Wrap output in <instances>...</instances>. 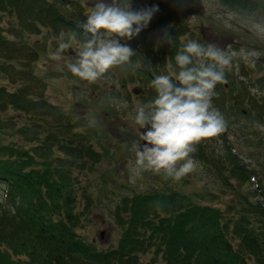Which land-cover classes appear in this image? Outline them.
I'll return each mask as SVG.
<instances>
[{
  "label": "trees",
  "instance_id": "trees-1",
  "mask_svg": "<svg viewBox=\"0 0 264 264\" xmlns=\"http://www.w3.org/2000/svg\"><path fill=\"white\" fill-rule=\"evenodd\" d=\"M55 1L73 4L79 20H83L78 0H0V15L7 13L9 17L12 16L8 27L0 26V75L14 86L9 89L7 85H0V264H23L20 257L12 258L9 250L10 243L16 240L20 241L23 253L35 259L34 264H249L251 258L256 264H264V182L261 181L264 178V162L257 157L261 162L259 168H248L230 150L226 153L228 166L213 165L223 187L219 190L233 194L225 208L206 204L202 198L191 196L171 185L162 190L154 188L130 199V207L134 206L135 210L128 209L127 225L117 248L106 252L94 251L78 240L75 227L79 216L74 210L77 204L76 184L64 180L71 177L68 175L69 169H63V162L53 168L48 159L56 141L61 142L60 150L65 154L66 151L74 154L69 155L73 164L76 153L82 150L89 152L88 141L77 136L74 138L81 144L77 143L76 147L70 141L65 142L68 135L66 121L53 119L51 104L37 98L34 91L37 86L30 83L32 80L38 85L36 80L29 78L28 82L21 83L26 77L23 64L19 65L27 52L36 49L19 34L18 28L20 31L38 32L45 24L48 30L61 29L58 28L60 24L68 27L70 24L79 29V24L72 21L73 17L66 18L53 4ZM220 1L231 8H255L257 15L264 17V0ZM130 2L132 10L153 6L159 9L153 16L157 30L165 35L162 39L154 35L153 40L150 37L148 41L151 49L159 42L160 51L153 50L151 54L146 51L151 55L156 70L153 73L161 75L170 74L175 69L179 71L174 59L184 44L179 37L182 28L177 21L179 12L173 11L166 0ZM14 16L16 22H12ZM188 29L186 26L183 31ZM144 30L146 28L141 31L143 35ZM8 34H12V37H8ZM199 35L196 37L201 43ZM166 46L168 51L163 50ZM170 53L173 54L175 69H171L172 65L168 62ZM33 55L31 53V57ZM118 69L128 72L132 78L134 74L143 72L140 66L131 70L130 64ZM242 74L248 75V72ZM262 77L264 75L256 80L241 79L237 91L236 88L231 89L229 98L232 103L229 106L224 104L221 91L218 92L219 102L216 101V108L225 112L227 117L236 106H242L239 113L246 118L241 120L245 129L243 136L246 143L251 144L247 147L254 150L259 149L264 140L255 126L258 122H264V84L263 90L260 89L262 94L257 96L250 94L247 87L252 83L261 87L257 81L261 82ZM146 78L151 84L150 78ZM230 80L231 83L234 81ZM218 86L225 91L224 84H217L215 91ZM9 110L25 115L30 120V127L20 124L19 115ZM230 120L231 117L227 122ZM10 127L15 129L14 133L5 136V130H10ZM40 131H46V137L38 141ZM226 147L229 149V144ZM41 155L47 158L42 174L39 166ZM58 157L64 160L63 156ZM65 159L69 163V158ZM206 161L217 162L212 157ZM55 172H61V177L58 178ZM249 172L254 173L257 179L263 196L260 199L256 196L251 198L243 191L242 183L236 180L240 173L249 181ZM152 199L156 205L148 203ZM147 248L152 250V259L140 262L138 252Z\"/></svg>",
  "mask_w": 264,
  "mask_h": 264
},
{
  "label": "rangeland",
  "instance_id": "rangeland-1",
  "mask_svg": "<svg viewBox=\"0 0 264 264\" xmlns=\"http://www.w3.org/2000/svg\"><path fill=\"white\" fill-rule=\"evenodd\" d=\"M78 1H80V12L83 20H79L77 9L73 4L60 1H55L53 4L66 18L73 17L71 18L72 21L80 25L91 11L94 0ZM166 1L170 2L173 11L179 12L177 21L179 26H182L179 37L184 43L189 39L200 43L201 40L199 41L196 37L200 34L201 44L208 40L222 49L231 46V50L237 52L244 48L262 54L258 60H255L254 64L242 59H234L232 68L226 71L228 82L225 84V91H222L220 86L216 91L217 93L222 92L224 104L227 103L229 106L232 103L229 98L231 89L236 88L235 91H237L241 79L256 80L264 75V17L260 14V16L257 15V9L231 8L222 4L220 0ZM49 2H53V0H49ZM11 18L12 16L9 17L7 13L0 15V26L8 27ZM12 22H16L15 16ZM46 26V24L43 25L38 32L20 31L18 28L19 34H22L23 38H27L34 46L33 49H36L27 52V55H24L19 62V65L23 64V72L26 77L21 83H26L30 80L29 78H33L41 86L39 87L35 82L30 81L32 85L37 86L34 87L37 98H43L53 107V119L61 120L62 118L66 121V135L68 133L67 136L70 138L66 136L65 142L70 141L71 145L76 147L79 142L74 137L80 136V138L88 141L89 152L82 150L76 153L73 164L70 163L69 155L74 154L67 151L65 154L64 151L60 150L61 142L56 141L54 150L48 159L53 168L63 162V169H69L68 175L71 177L70 180L68 177H65L64 180L72 181L73 185L76 184L74 190L77 204L74 210L79 216L75 227L76 237L87 245L88 249L106 252V250L117 248L127 225L128 219H125L128 216V209H134V206L130 207V199L134 196L138 197L154 188H156L155 190H162L171 185L191 196L202 198L203 200H201L206 204L225 208L227 202L233 198V194L229 191L222 192L219 190L223 187L220 185V180L217 179L213 165L216 166L218 163L224 164L225 167L228 166L226 153L229 150L234 151L238 160L242 164H246L248 168H259L258 166L261 165L259 160L264 162V140L259 149L254 150L247 147L251 144H247L243 136L245 129L241 125V120L246 118L240 116L239 112L242 107L240 105L231 110L232 113L229 114V117L225 112H221L226 120L232 118L224 133L218 137L203 140L196 146L197 151L192 154L197 161L195 171L179 181L151 171H146L139 177L135 176L133 168L135 167L136 155L132 145L135 142L142 144L140 127L135 124V113L138 106L147 104L154 98L140 94L137 87L144 86L143 82L140 80V83L136 82V79L132 78L127 71L124 73L118 68L111 70L105 78L96 83H89L74 76L68 70L67 64L75 61V47L65 50L61 54L63 59H53L51 54L57 51L59 38L63 36L67 41V34L72 31L77 32V38L82 41L84 39L82 30L70 24L69 27L60 24L58 28L61 29L57 30L52 28L48 30ZM186 26L189 29L183 31ZM157 33H159V29ZM8 37H12V34H8ZM31 53L35 57L34 55L31 57ZM172 57L173 54L170 53L168 62L172 65L171 69H175ZM138 65H142L140 61H134L130 65L131 70H134V67ZM152 66V70L156 71L153 64ZM175 70L170 72L178 73V70ZM244 71H247L248 75H243L242 72ZM124 74L126 78H124ZM227 74L230 75V79L234 80L232 83ZM262 78L261 82L257 81L258 84H264V77ZM124 79L125 81H123ZM0 85H7L9 89L14 88L8 79L2 75H0ZM262 87L263 85L258 88L252 83L247 88H249L250 94L257 96L262 94L260 91V89L263 90ZM218 96L219 94L213 98L214 107H216V101L219 102ZM9 111L18 114L16 111ZM18 115L20 124H24V127H30V120L25 115ZM257 125L264 126V122H258L255 126ZM14 130L12 127L10 130H5V136L14 133ZM260 132L264 137V132ZM45 137L46 131H40L38 141ZM226 144H229V149ZM8 147L12 149L11 146L8 145ZM58 156H63L64 160H60ZM66 157L69 158V163L65 162ZM211 157L217 162L210 161L209 163L206 161ZM39 162L42 174L46 167L47 158L41 155ZM55 173L58 178L61 177V172ZM239 174H237L238 177L236 178L238 179L236 180L242 183L243 191L250 194L251 198L255 196L258 199L262 198L254 173H248L249 181L242 174L240 176ZM261 181L264 182V178ZM1 187L2 185H0V190ZM148 203L156 205L153 199ZM47 210L50 213V210ZM9 250L12 253V258L18 259L20 257L23 264H34L35 259L27 257L23 253L20 241L16 240L10 243ZM138 255L140 262H146L148 259H152L153 253L151 249L147 248L138 252ZM249 264H256V262L251 258Z\"/></svg>",
  "mask_w": 264,
  "mask_h": 264
},
{
  "label": "clouds",
  "instance_id": "clouds-1",
  "mask_svg": "<svg viewBox=\"0 0 264 264\" xmlns=\"http://www.w3.org/2000/svg\"><path fill=\"white\" fill-rule=\"evenodd\" d=\"M158 11L156 6L132 10L130 0H94L79 25L84 39L79 40L75 31L67 34V41L60 37L52 58L63 59L61 54L75 47L76 58L67 64L68 70L81 80L96 83L111 70L131 63L136 52L121 41L137 37ZM261 55L255 50L241 48L237 52L231 46L222 49L216 44L187 40L174 57L178 73L155 76L151 86L156 97L136 109L135 124L142 129L143 143L132 145L136 155L134 175L151 171L179 181L195 171L197 161L192 154L196 146L227 130V120L213 105L217 84L228 82L226 71L232 68L234 59L254 64ZM257 127L264 132V126Z\"/></svg>",
  "mask_w": 264,
  "mask_h": 264
},
{
  "label": "flooded vegetation",
  "instance_id": "flooded-vegetation-1",
  "mask_svg": "<svg viewBox=\"0 0 264 264\" xmlns=\"http://www.w3.org/2000/svg\"><path fill=\"white\" fill-rule=\"evenodd\" d=\"M144 31H145L144 32L145 35H143V33H140L133 40H131V41L122 40L121 43H128L130 45V47L136 52V55H134L131 58L132 61H131L130 65L134 61H140V63L142 64V65L135 66V68L140 66L141 69L143 70V72H142V74L141 73L140 74L137 73L136 75L134 74V78L136 79V82H138V83H140V81H142L144 86L146 87V90H145V87L143 85L141 86L142 88L137 87V90H139L140 94H142L143 96L148 95L150 97L155 98L157 95L155 92V89L151 86V84L148 83V79L146 77L148 76L150 78V82H151L154 79V75H156V74L153 73V70H152L153 66H152L151 55L147 54L146 50L150 54L153 50H154V52H156L157 50L160 51L159 47H158V44H160L159 42H156V44L151 49L150 43L148 41H149L150 37H152V40H153L154 35L156 36L157 39H160V38L162 39L165 34H164V32L157 33L156 22L154 20V16L152 17V21L150 22L149 27L147 26L146 30H144ZM199 41H200V39H199ZM205 43H210V42L207 40V41H205ZM212 44H214V43H212ZM167 48L168 47L166 46V47H164L163 50H165ZM168 50L169 49H167L166 51H168ZM158 56H159V53L157 54V57ZM123 81H125V79ZM146 83H148V86L146 85Z\"/></svg>",
  "mask_w": 264,
  "mask_h": 264
},
{
  "label": "water",
  "instance_id": "water-1",
  "mask_svg": "<svg viewBox=\"0 0 264 264\" xmlns=\"http://www.w3.org/2000/svg\"><path fill=\"white\" fill-rule=\"evenodd\" d=\"M108 2H110V0H108ZM139 131H140V133H141L142 129L139 128ZM141 141H142V140H141ZM142 143H143V141H142ZM101 233H102V232H101Z\"/></svg>",
  "mask_w": 264,
  "mask_h": 264
}]
</instances>
